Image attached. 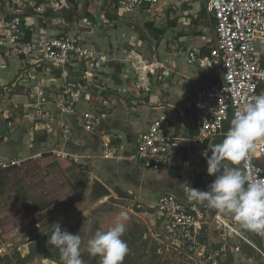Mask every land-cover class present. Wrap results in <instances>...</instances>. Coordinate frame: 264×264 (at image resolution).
I'll list each match as a JSON object with an SVG mask.
<instances>
[{
    "label": "crops",
    "instance_id": "1",
    "mask_svg": "<svg viewBox=\"0 0 264 264\" xmlns=\"http://www.w3.org/2000/svg\"><path fill=\"white\" fill-rule=\"evenodd\" d=\"M100 1L103 2L98 7ZM115 1L96 0L98 3L94 5V0H67V6L69 2H78L81 6L72 10V15L67 18L58 13L64 7L42 15H25L32 17L38 26H50L56 31L69 29L79 33L100 59V67L89 70L82 65H76L62 70L48 64L37 67L12 62L8 70L0 72V159L17 158L26 161L40 157L44 152L69 160L77 157L78 163L89 174H94L113 192L112 197L129 202L138 201L145 208L140 212L147 214L153 210L148 205L161 194L169 193L182 200H189V164L188 161L187 164L183 162V151L186 156L184 145L173 151L172 162L168 168L154 170L143 167L133 157L136 135L159 116H166L177 132L183 134L180 114L171 106V101L178 103L186 111L192 124V134L195 117L194 93L220 81L221 74L210 68L188 63L186 55L192 48L208 54V44L215 40V34L214 37H209L200 32L202 29L199 17H202V10H205L203 2L195 5L191 2L182 4L178 0H164V4L161 2L157 6L156 16L152 21L153 27L166 30L164 36L156 35L157 38L154 39L159 40L161 46L160 58L156 59L157 72H127L123 63L132 59V54L141 57V52L131 51V46L139 49L140 46L144 47V41L149 40L141 36L146 32L140 31L138 27L149 21L139 12L119 14L118 9L112 7ZM26 9L30 10L24 8ZM101 15L105 21L100 19ZM124 20L130 26L128 37L106 35L107 30L115 28ZM169 22L174 24L169 26ZM193 24L199 30L190 34L189 27ZM135 27L138 32L134 30ZM151 42L149 40V45H152ZM18 60L24 62L22 56L16 59ZM90 72L92 79L81 78ZM32 82L44 84L47 95L54 101V105L47 106L54 116L53 119L33 123L29 115V88ZM63 83L71 87L70 102L75 110H88L99 116V123L93 131H85L77 125L73 117L60 112L58 106L63 96ZM62 125L70 130L67 136ZM41 136L46 138L45 142L39 140ZM104 151L111 152L112 156L105 158ZM192 156L194 168L196 166L200 171L193 152ZM258 163L264 168V158L258 159ZM204 184H210V177L206 174L198 189L206 190L202 187ZM203 209L210 213L208 208ZM221 227L219 222H213L208 239L213 245L225 244L226 257L222 264H264V255L255 247L238 236L225 238ZM235 230L242 232L240 229Z\"/></svg>",
    "mask_w": 264,
    "mask_h": 264
},
{
    "label": "built area",
    "instance_id": "2",
    "mask_svg": "<svg viewBox=\"0 0 264 264\" xmlns=\"http://www.w3.org/2000/svg\"><path fill=\"white\" fill-rule=\"evenodd\" d=\"M163 1L116 0L112 7H116L119 14L142 13L144 19L152 22L157 6ZM192 1L203 2L213 18L215 40L208 44V54L192 48L187 52L186 61L221 74L220 81L198 89L193 97L195 117L190 142L200 171L206 172L208 153L205 148L208 141L217 136L224 138L238 107L254 96L264 94V0H178L182 4ZM64 6H67V0H0V72L8 70L12 62L37 67L48 64L62 70L76 65L89 70L100 67V59L79 33L38 26L32 17L25 16L24 11V8H29L32 13L42 15ZM100 19L105 21L102 15ZM28 33L29 39H26ZM20 56L24 62L16 61ZM91 74H84L81 78L90 80ZM45 89L41 82H35L29 88V115L34 124L54 117L47 106L55 103ZM61 91L63 96L58 106L60 112L73 117L85 131H93L99 123V116L72 107L71 87L67 83H63ZM62 128L67 136L69 128L66 125H62ZM184 145L183 134L177 132L166 116H159L136 135L133 157L145 168H168L173 151ZM103 156L109 158L112 153L104 151ZM260 158H264V138L254 142L249 160L239 165L253 180L264 178V168L258 163ZM73 160L77 162V157H73ZM23 162L25 160L17 158H1L0 171L19 166ZM206 176L210 177V182L214 179L208 174ZM136 206L144 209L142 203ZM148 207L153 209L154 216L161 221L167 237L191 252L190 258L196 264H222L226 257L225 244L213 245L210 239L206 242L203 239L204 232L210 234L213 222H219L227 228H223L225 238L238 236L264 255V251L247 236L238 233L233 225L221 220L216 214L208 224L203 217L208 218L209 213L200 211L196 203H187L172 194L164 193ZM206 224L209 228L204 230ZM256 236L264 245V237ZM22 242L23 236L15 229L7 230L0 235V256L22 252Z\"/></svg>",
    "mask_w": 264,
    "mask_h": 264
},
{
    "label": "rangeland",
    "instance_id": "3",
    "mask_svg": "<svg viewBox=\"0 0 264 264\" xmlns=\"http://www.w3.org/2000/svg\"><path fill=\"white\" fill-rule=\"evenodd\" d=\"M76 1L80 2V0ZM94 1V5H97L98 2ZM102 2L100 1L98 7ZM191 4L198 5L200 2L192 1ZM74 5L68 3L71 10H74ZM54 20L56 21L57 18ZM199 22L202 29L200 32L214 37V22L207 10L202 17H199ZM138 29L145 30V35L152 41V45H149L148 40V42L144 41L142 43L144 47L140 46L139 49L131 46V51L139 50L141 57L138 58L129 50L133 57L123 63L124 67L127 72H157L156 59L160 58L161 46L159 40L154 39L159 34L156 32L149 34L143 24H140ZM134 30L137 31L136 27ZM197 30L199 29L195 24L189 27L190 34H195ZM129 31V22L124 20L115 28L107 30L106 35L128 37ZM136 37L139 39L138 35ZM56 156L58 155L52 154L42 159L33 157L19 166L0 171V235L5 234L7 230L15 229L23 236V245H28V252L22 249L20 253L15 251L9 256H0V264H61L58 249L48 243V237L56 223L68 232L81 237L83 264H101L99 256H91L87 252V240L97 230L103 231L112 226L115 216L120 212L128 214L127 229L122 239L126 241L129 252L123 264H196L190 258L191 252L167 237L161 221L154 216L153 210L148 211L147 214L140 212L143 208H137L138 201L129 202L111 196L81 211L89 187L90 174L78 161ZM208 185L204 184L202 187L207 189ZM84 189L85 193H83ZM184 200L191 203L190 200ZM39 206H43V209L38 214L32 217L26 216L27 207ZM199 209L206 213L203 207L200 206ZM203 219L209 224L210 219L213 218L208 215V218L203 217ZM208 224L204 225V230L209 228ZM233 227L238 229L234 225ZM202 236L206 241L210 234L204 232Z\"/></svg>",
    "mask_w": 264,
    "mask_h": 264
},
{
    "label": "clouds",
    "instance_id": "4",
    "mask_svg": "<svg viewBox=\"0 0 264 264\" xmlns=\"http://www.w3.org/2000/svg\"><path fill=\"white\" fill-rule=\"evenodd\" d=\"M262 138L264 94H259L238 107L224 138L211 146V155H206V172L214 179L206 190L188 188V199L216 209L234 219L242 229L264 237V178L253 180L238 166L247 163L254 142ZM127 220V212H120L112 226L97 230L87 240L89 255L99 256L101 264H123L129 252L122 239ZM48 243L58 249L61 264H83L81 237L59 223L55 224Z\"/></svg>",
    "mask_w": 264,
    "mask_h": 264
},
{
    "label": "water",
    "instance_id": "5",
    "mask_svg": "<svg viewBox=\"0 0 264 264\" xmlns=\"http://www.w3.org/2000/svg\"><path fill=\"white\" fill-rule=\"evenodd\" d=\"M171 106L174 107L180 114V119L182 121V129L183 135L185 139V150H186V157L189 164V172H190V181L187 187V196H188V188H192L194 177H195V168H194V160L192 156V146L190 142V135H191V121L182 106L178 103L170 102ZM90 182L89 187L84 199V204L82 206L81 211H85L90 207H93L95 204L99 202L105 201L107 198L111 197L113 192L94 174H90ZM194 202V201H192ZM196 203V202H194ZM202 207L210 208L205 204L196 203ZM215 211V214L223 221H226L230 224H233L238 229H240L246 236L249 238L257 247H259L262 251H264V245L261 240L254 234L250 233L249 231L242 229L238 223L234 220L229 218L226 215H222L218 210L210 208ZM23 250L28 252V245H23Z\"/></svg>",
    "mask_w": 264,
    "mask_h": 264
},
{
    "label": "trees",
    "instance_id": "6",
    "mask_svg": "<svg viewBox=\"0 0 264 264\" xmlns=\"http://www.w3.org/2000/svg\"><path fill=\"white\" fill-rule=\"evenodd\" d=\"M71 2H73V0H70ZM75 5H74V9L76 10V9H79V8H81V6H79L78 5V2H76V3H74ZM108 4V6H109V4H110V2L109 3H107ZM25 11V15H29V14H31L32 12L30 11V10H28V9H26V10H24ZM110 11V10H109ZM205 11L206 10H202V13L204 14L205 13ZM64 12V13H63ZM58 13H62V14H64L65 16L64 17H69L70 15H72V10H71V8H69V6H64V8L63 9H61V10H59L58 11ZM107 15H109V14H107ZM66 20H68V19H66ZM212 21L214 22V20H213V18H212ZM153 23L152 22H146V23H144L143 25H144V27H145V29H146V31H148V33L149 34H151L152 35V33L153 32H158L159 33V35H160V37L161 36H164V34H165V31L166 30H158L157 28H155V27H153V25H152ZM174 24V22H169L168 23V25L169 26H172ZM156 29V30H155ZM67 30H69V29H67ZM29 33L27 34V36H26V39H29ZM144 35H145V33H144ZM141 35L143 38H146L147 36L145 35ZM163 41V40H162ZM160 42V41H159ZM172 124V123H171ZM173 125V124H172ZM45 137L44 136H41V137H39V140L40 141H42V142H45ZM223 139V137L222 136H217V137H215V138H213V139H211V140H209L208 141V143H207V145H206V151H207V153H208V155H211V146L213 145V144H215V143H219V142H221V140ZM219 140V141H218ZM1 141V140H0ZM181 147H178L177 149H180ZM183 162L184 163H186L187 164V159H186V156H185V151H183ZM52 155V153H49V152H44V153H42L41 155H40V157H39V159H42V158H44V157H47V156H51ZM56 157H58V156H56ZM67 159H69V158H67ZM71 160V159H70ZM205 174H207L206 172H204V171H198L197 169H196V166H195V177H194V181H193V185H192V188H196V189H198L199 188V186L201 185V183H202V179H203V176L205 175ZM83 193H85V189L83 190ZM122 197H124V196H122ZM198 205V204H197ZM199 207H200V205H198ZM202 207V206H201ZM28 208V212H27V217H32V216H34V215H36V214H38L42 209H43V206H39V207H35V208H31V207H27ZM203 208H205V207H203ZM209 210H210V217H213L214 216V214H215V211L214 210H212V209H210V208H208ZM139 211V210H138Z\"/></svg>",
    "mask_w": 264,
    "mask_h": 264
}]
</instances>
